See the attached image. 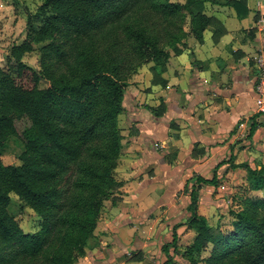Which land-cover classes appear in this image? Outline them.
Returning <instances> with one entry per match:
<instances>
[{"label": "trees", "instance_id": "trees-1", "mask_svg": "<svg viewBox=\"0 0 264 264\" xmlns=\"http://www.w3.org/2000/svg\"><path fill=\"white\" fill-rule=\"evenodd\" d=\"M217 1L41 0L26 11L25 37L0 63V264H75L85 255L106 201L124 183L116 168L127 81L144 64L162 73L189 36L201 41L215 22L207 5ZM36 50L37 67L25 60ZM12 137L22 151L5 163L1 149ZM241 165L262 195L247 196L230 223L211 225L198 212L199 189L216 175L185 187L195 232L188 264H264V163ZM12 192L40 217L36 230L24 231L10 212ZM177 241L174 231L162 264H174Z\"/></svg>", "mask_w": 264, "mask_h": 264}, {"label": "crops", "instance_id": "crops-1", "mask_svg": "<svg viewBox=\"0 0 264 264\" xmlns=\"http://www.w3.org/2000/svg\"><path fill=\"white\" fill-rule=\"evenodd\" d=\"M258 2L264 0L208 3L206 12L215 22L201 41L189 36L181 53H171L153 85L150 99L165 104L159 115L127 90L124 113L131 124L123 132L116 168L124 183L106 201L86 253L75 264H162L163 244L188 227L191 196L185 187L197 175L230 174L227 160L240 163L245 150L240 146L264 133L255 93V56L264 49ZM252 124L255 133L249 136Z\"/></svg>", "mask_w": 264, "mask_h": 264}, {"label": "rangeland", "instance_id": "rangeland-1", "mask_svg": "<svg viewBox=\"0 0 264 264\" xmlns=\"http://www.w3.org/2000/svg\"><path fill=\"white\" fill-rule=\"evenodd\" d=\"M40 3L41 0H18L17 2H14V0H0L1 64L5 63V57L11 45L21 41L25 37L27 30L26 11L35 12ZM186 28L188 27L186 26ZM38 56V51L36 50L27 53L25 60L37 67L39 65ZM158 74L160 75L161 73L151 69L150 64H144L138 71L133 73L131 80L127 81V90H129L130 94L134 96L139 103L144 104L148 101V108L152 114H155L154 109L159 110L165 106L163 99H161L159 104L150 99L154 93L153 85L158 81ZM162 104H164L163 107ZM258 116L264 117V114L258 113ZM119 123L121 132L128 133L129 124H131V122L128 120V115L124 113V110L119 115ZM242 137L245 140L248 138L247 131ZM245 142L240 146V149H245L239 160L240 163H237L236 161L238 160L234 157L231 160H227L230 161V167L233 169L230 174L224 173L222 177H219L218 182L208 189H204L206 185H203V188H201L202 191L199 189L198 212L205 215L211 225L215 226L218 223H230L233 219L231 210L241 209L244 204V199L247 196L255 194L262 195V191L255 190L252 187L253 180L248 169L245 165L241 164H248L253 168H260L264 163V133L255 143L248 142V139ZM21 151L22 145L19 140L16 137L10 138L1 149L3 161L5 163L18 162V155ZM129 161L126 159L123 165L128 164ZM236 166H238L239 170L234 171ZM192 184L189 185V188ZM11 198L9 210L17 218L23 230H36L39 226L40 217L32 208L27 206L16 193L12 192ZM115 198L116 196L114 199ZM194 235V230L187 227L186 231L178 236L176 251H174L172 247L174 264H188L184 252L187 245L193 240Z\"/></svg>", "mask_w": 264, "mask_h": 264}, {"label": "built area", "instance_id": "built-area-1", "mask_svg": "<svg viewBox=\"0 0 264 264\" xmlns=\"http://www.w3.org/2000/svg\"><path fill=\"white\" fill-rule=\"evenodd\" d=\"M263 8L259 16L260 27L264 30V2H258ZM257 66V78L255 82V93L257 97V113L264 114V49H260L255 56ZM243 126L244 122H240Z\"/></svg>", "mask_w": 264, "mask_h": 264}]
</instances>
